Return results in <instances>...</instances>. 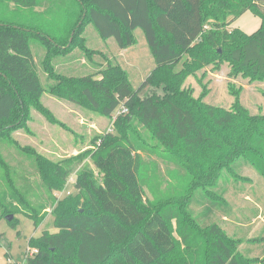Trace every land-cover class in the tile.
<instances>
[{
	"label": "trees",
	"instance_id": "obj_1",
	"mask_svg": "<svg viewBox=\"0 0 264 264\" xmlns=\"http://www.w3.org/2000/svg\"><path fill=\"white\" fill-rule=\"evenodd\" d=\"M10 5L39 8L40 17L58 13L66 18L62 37L41 19L9 20ZM248 10L263 21L251 34L233 25ZM91 24L102 38L115 37L121 48L136 42L137 28L144 31L156 68L138 88L113 62L102 66L101 79L56 68V59L67 57L75 45L89 49L80 42ZM33 42L45 51L40 60ZM185 55L191 60L175 70ZM220 57L264 77V0H0V139L24 125L31 105L55 119L41 100L45 92L108 116L127 109L114 121L117 133L98 141L95 169L80 167L76 193L59 201L54 192L65 189L84 155L55 161L24 148L51 202L58 201L53 210L58 231L31 237L29 246L38 253L25 264H264V255L241 251L246 241L263 242L264 236L242 237L225 228L223 220L236 213L228 186L221 188L224 177L250 180L236 172L240 161L264 177V115L250 114L239 100L231 110L205 103L192 97V89L180 87ZM160 161L167 165L165 173ZM0 165L7 185L0 190V219L14 214L9 222L16 226V214L23 213L38 226L48 203L30 201L1 155ZM252 219L240 221L245 227Z\"/></svg>",
	"mask_w": 264,
	"mask_h": 264
},
{
	"label": "rangeland",
	"instance_id": "obj_2",
	"mask_svg": "<svg viewBox=\"0 0 264 264\" xmlns=\"http://www.w3.org/2000/svg\"><path fill=\"white\" fill-rule=\"evenodd\" d=\"M37 11L40 9L36 8L33 11L31 8H15L10 5L7 15L9 20L19 22H21L19 19L28 23L41 19V24L46 26V29L52 31L58 38L62 37L66 29V18H62L58 13L40 17ZM262 23L260 16L248 10L237 17L233 25L251 34L258 30ZM134 34L136 42L130 47L121 48L115 37L102 38L96 27L91 24L82 33L85 38L80 42L81 44L84 42L85 46L92 49L91 53L89 49L84 50L80 45H75L67 53V57L61 56L56 59V68L61 73L69 75L94 74L95 79H101L103 74L99 71L102 66L107 62H113L128 71L133 85L138 88L156 68V62L144 31L137 28ZM36 45L33 42L32 47L35 57L40 60V56H43L45 51L36 48ZM220 51L222 52V49ZM186 59L191 60L185 55L175 66V70L181 69ZM41 69L39 73L43 82L47 84V75ZM180 87L192 89V97L202 98L205 103L231 110L235 101L239 100L250 114L264 115V77H253L226 57L217 58L214 62L199 68L195 73L187 76ZM158 91L162 92V86ZM41 100L55 119H51L31 105L24 125L14 131L11 138L0 139V155L7 159L17 185L27 193L30 201L36 205L47 202L48 207L40 212L43 220L38 226L34 224L32 218L23 213L16 214L19 219L16 226H13L6 217L0 219V264H16V262L25 264L29 258L27 253L30 247L29 239L40 236L45 230L58 231L54 226V207L66 195L76 193L74 185L80 167L86 164L95 169L92 153L97 150L101 136L116 131L114 121L119 115L118 109L113 116H108L88 105L58 97L50 92H45ZM25 147L34 148L55 161L81 153L84 155V161L71 175L65 189L54 192L59 198L58 201L51 202L50 192L37 172L33 159L24 151ZM160 162L165 173L167 165L163 161ZM241 163L242 161L236 164V172L248 176L250 180L245 182L233 178L227 182L228 177L221 180V184H224L222 190L228 186L226 196L234 203L236 216L232 213L231 217L223 220L226 224L220 219L218 222L225 224V228L231 234L261 237L264 236V177L251 166H241ZM3 174V166L0 165V190L7 186L1 178ZM184 185L183 183L182 186ZM235 187L240 192L236 191ZM195 207L198 211L202 209V206L195 205ZM249 219H252L253 223L244 227L241 221ZM241 251L250 256L264 255V241L256 243L246 241Z\"/></svg>",
	"mask_w": 264,
	"mask_h": 264
},
{
	"label": "built area",
	"instance_id": "obj_3",
	"mask_svg": "<svg viewBox=\"0 0 264 264\" xmlns=\"http://www.w3.org/2000/svg\"><path fill=\"white\" fill-rule=\"evenodd\" d=\"M126 110H127L126 107H122V108H119L117 112L121 113V112L126 111ZM27 253L29 254V257L34 256L36 253H38V248L29 247ZM9 260L12 261L11 259H9ZM16 264H21V263L16 262Z\"/></svg>",
	"mask_w": 264,
	"mask_h": 264
},
{
	"label": "water",
	"instance_id": "obj_4",
	"mask_svg": "<svg viewBox=\"0 0 264 264\" xmlns=\"http://www.w3.org/2000/svg\"><path fill=\"white\" fill-rule=\"evenodd\" d=\"M71 41H72V38H71ZM6 217H7L8 220H12L15 217V215L14 214H9Z\"/></svg>",
	"mask_w": 264,
	"mask_h": 264
}]
</instances>
